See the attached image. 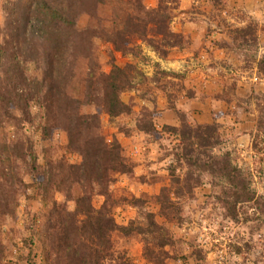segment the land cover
<instances>
[{
    "label": "rangeland",
    "instance_id": "1",
    "mask_svg": "<svg viewBox=\"0 0 264 264\" xmlns=\"http://www.w3.org/2000/svg\"><path fill=\"white\" fill-rule=\"evenodd\" d=\"M160 1L142 0L145 10L105 8L97 13L94 24V10L59 11L65 18L74 19L79 34L94 28L95 23L102 29L120 26L125 13L145 18V12L156 9ZM33 2L37 0H0V40L6 45L0 52L5 61L0 71L19 66L28 80L37 78L38 66L32 60L45 48L37 41V31L43 27H37V18L43 16ZM163 4L171 9L165 10L168 26L185 37L182 48L170 49L163 56L148 42L135 40L125 54L96 37L83 43L87 47L84 53L68 59L77 76L68 93L83 100L84 114L98 112L87 96L89 75L109 74L114 65L133 67V88L122 94L123 101L133 107L132 115L111 121L101 114L102 133L108 140L116 137L135 165L133 174L117 175L111 186L114 196L130 199L128 204L115 207L113 216L117 224L128 226L132 221L146 223L145 217L153 214L174 240L172 247L165 248L170 256L166 264H264V213L251 205L241 206L240 221L231 219L217 200L222 185L210 176L204 175L202 183L191 191L183 183L176 184L177 178L185 177L188 166L177 159L180 139L166 128L172 125L165 123L176 120L175 127H179L181 114L191 126L216 123L222 144L215 152L230 153L233 163L252 181V187L264 194V127H259L264 114V74L257 69L258 60L264 58V0H163ZM191 25L200 31H185ZM239 30L246 36L237 33ZM236 35L239 40L235 42ZM159 49L166 51L161 44ZM16 76L19 78L18 73ZM219 86L223 87L220 92ZM32 90L27 86L17 89L23 98L18 101L20 106L0 103V143L18 148L12 159L17 185L6 187V203L12 213L0 218L4 251L1 264H45L43 214L50 201L67 203L69 210L75 209V203L66 201L54 187L48 202L37 190V176L49 162L78 165L82 158L69 151L68 135L63 129L54 128L49 135L43 131L44 108L26 101L27 95L35 94ZM219 100L227 103L213 107ZM19 107L26 108L27 117L21 116ZM143 116L154 123L156 132L147 135L136 129L137 120ZM255 144L263 150L255 149ZM165 189L179 208L178 220L168 221L161 214L158 200ZM177 190L180 195L175 196ZM102 201V197H96L94 205L99 207ZM112 242L115 252L127 253L135 264H151L144 257L142 235L126 237L116 231ZM156 251L161 252L158 248Z\"/></svg>",
    "mask_w": 264,
    "mask_h": 264
},
{
    "label": "trees",
    "instance_id": "2",
    "mask_svg": "<svg viewBox=\"0 0 264 264\" xmlns=\"http://www.w3.org/2000/svg\"><path fill=\"white\" fill-rule=\"evenodd\" d=\"M160 2L156 9L145 12V18L125 13L122 15L120 26L102 29L96 28L95 23L94 28L78 34L75 31L74 19L71 21L65 18V14L59 10H94V24L98 21L97 13L105 8L145 10L142 0H37L33 3L38 14L43 16L37 18V27L43 26L37 31V41L45 47L44 52L39 55L42 58L37 56L31 61L38 66L37 78L31 77L28 80L19 66L6 72L0 71V103L6 104L5 107L10 103L14 107L20 106L18 101H23V98L17 89L26 86L32 88V91L36 92L27 95L26 101L28 105L37 102V105L44 108L43 131L49 135L54 128L63 129L68 135L69 151L82 158L78 165L63 161L55 164L49 162L40 176H37V190L42 191L46 202L54 187L64 195L66 201L75 203V209L69 210L67 203L51 200L48 210L43 214L44 231L47 234V244L43 243L45 264H135L127 253L114 251L112 233L116 231L126 237L134 233L142 235L144 257L151 264H166L167 258L170 257L165 248L172 247L174 240L170 233L155 221L153 214L145 217L146 223L138 225L132 221L128 226L117 224L113 216L114 208L128 204L130 199L114 196L111 186L116 182L117 175L133 174L135 165L125 156L116 137L108 140L102 133L101 114H106L111 121L124 115H132L133 107L123 101L122 94L133 88V67L121 68L114 65L109 74L103 73L96 77L91 74L85 79L89 82L86 87L87 96L91 100L90 103L98 107L97 113L84 114L81 111L83 100L76 94L68 93L69 87L74 86L73 82L77 77L74 66L68 59L70 56L84 53L87 47L83 46V43H89L90 38L93 40L98 37L110 42L117 51L125 54L135 40L148 42L151 47L163 53V56L168 54L170 49L182 48L185 37L172 32L168 26L169 14L165 12L171 9L163 4V0ZM237 33L245 36L247 34L243 30ZM79 38L81 45L77 46ZM238 40L239 36L236 35L234 41ZM2 41L0 40V52L6 47ZM159 44L163 45L166 51H161ZM72 49L74 50L71 55ZM4 58L6 60L7 57ZM0 65H5L2 56ZM257 69L264 74V58L258 60ZM18 109L21 116L27 117L26 108ZM145 116L137 120L136 129L150 135L157 130L154 123ZM180 119L179 127L166 126L179 136L181 151L176 157L188 166L185 177L177 178L175 183H183V186L191 191L202 183L204 175L210 176L222 185L217 200L231 219L240 221L241 206L251 205V208L264 213V194H259L252 187V181L233 163L230 153L215 152L222 144L219 126L216 123L191 126L187 124L183 114ZM259 127H264V114L260 117ZM258 146L259 144H255L254 148L262 151ZM17 151L18 148L0 143V218L12 213L6 203V187L11 189L17 185L12 166L14 153ZM171 175L174 177V174ZM215 183V186L218 185V182ZM178 191L175 196L180 195ZM96 197L103 198L99 207L94 205ZM158 201L161 214L166 220L179 219L180 211L171 199V193L163 190ZM157 248L160 253H157ZM3 256L0 239V264Z\"/></svg>",
    "mask_w": 264,
    "mask_h": 264
},
{
    "label": "crops",
    "instance_id": "3",
    "mask_svg": "<svg viewBox=\"0 0 264 264\" xmlns=\"http://www.w3.org/2000/svg\"><path fill=\"white\" fill-rule=\"evenodd\" d=\"M193 30H196V32L197 31H200V28H197V26L195 27V25H191V28H190V30H187L186 28H185V31H187V32H189V31H193ZM199 35V34H198ZM196 37H198V36H196ZM206 45H208L207 43H205ZM213 80V79H212ZM220 89H223V87H220L219 86V88H218V91L220 92ZM195 100H197V99H195ZM221 102H223V104H226L227 103V101H221V100H219L218 102H216L215 104H214V106L213 107H216V106H220L219 105V103L221 104ZM166 124H168V125H172V126H176L177 125V121L175 120V121H166L165 122Z\"/></svg>",
    "mask_w": 264,
    "mask_h": 264
}]
</instances>
